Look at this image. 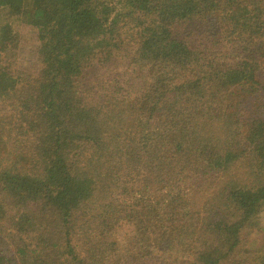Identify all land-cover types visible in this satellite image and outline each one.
Wrapping results in <instances>:
<instances>
[{"label":"trees","instance_id":"1","mask_svg":"<svg viewBox=\"0 0 264 264\" xmlns=\"http://www.w3.org/2000/svg\"><path fill=\"white\" fill-rule=\"evenodd\" d=\"M23 1L48 117L0 86V264H264V0Z\"/></svg>","mask_w":264,"mask_h":264},{"label":"rangeland","instance_id":"2","mask_svg":"<svg viewBox=\"0 0 264 264\" xmlns=\"http://www.w3.org/2000/svg\"><path fill=\"white\" fill-rule=\"evenodd\" d=\"M61 1L64 4H70L71 0ZM38 2L43 8H46L48 13L46 20L48 22H52L56 17L60 16L61 3L56 2V0H38ZM24 3L25 1L23 0H17L18 12L19 10L20 12L24 11ZM25 26L27 25H23V27ZM28 30L26 29V31ZM17 31L19 33L21 28L18 27ZM15 47V54L11 58L3 55L0 57V86L17 91L18 98L16 99V103L24 110V114L31 119V125L43 124L48 116L46 114H39L37 109L29 102L28 96L38 92L39 86L36 83V78L40 74L44 76L49 65L41 58L39 51L30 50L27 39L18 42ZM130 76L137 78L136 74ZM33 77L34 82L30 79ZM262 222L263 225H260V228L250 227L247 237L240 242L239 250L242 253H246L247 257H261L264 254V220ZM136 247L133 250V256L140 254V251L143 249V243H140Z\"/></svg>","mask_w":264,"mask_h":264}]
</instances>
